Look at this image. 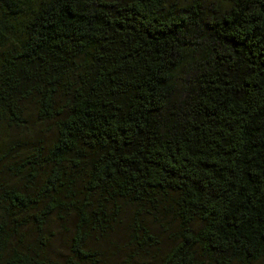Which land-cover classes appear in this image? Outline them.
I'll list each match as a JSON object with an SVG mask.
<instances>
[{
    "label": "trees",
    "instance_id": "obj_1",
    "mask_svg": "<svg viewBox=\"0 0 264 264\" xmlns=\"http://www.w3.org/2000/svg\"><path fill=\"white\" fill-rule=\"evenodd\" d=\"M258 261L264 0H0V264Z\"/></svg>",
    "mask_w": 264,
    "mask_h": 264
},
{
    "label": "rangeland",
    "instance_id": "obj_2",
    "mask_svg": "<svg viewBox=\"0 0 264 264\" xmlns=\"http://www.w3.org/2000/svg\"><path fill=\"white\" fill-rule=\"evenodd\" d=\"M135 213V209L126 204L122 205V211L118 215V222L115 224L114 230L110 234V236L103 240L102 242H119L123 244L124 242H128L130 239V224L132 220V216ZM163 212L158 214V219L155 221V225L159 224L160 221L164 222L168 219V217L160 219V215H165ZM51 227L54 229L55 235L50 240V250L52 253L60 254L65 251V243L68 242L71 237L72 232V220L68 219L65 221L53 222ZM165 227H155V233L160 238V246L162 249L167 248V245L171 242L173 237L172 230H162ZM254 264H264L262 261L255 262Z\"/></svg>",
    "mask_w": 264,
    "mask_h": 264
}]
</instances>
